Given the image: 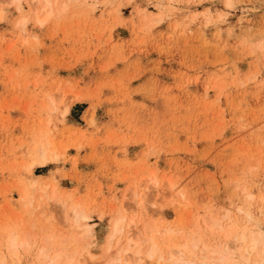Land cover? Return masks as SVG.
Here are the masks:
<instances>
[{
    "label": "rangeland",
    "instance_id": "1",
    "mask_svg": "<svg viewBox=\"0 0 264 264\" xmlns=\"http://www.w3.org/2000/svg\"><path fill=\"white\" fill-rule=\"evenodd\" d=\"M36 2L0 0V264L101 259L156 181L177 189L162 224L182 195L179 225L209 257L264 232V0ZM44 191L59 201L42 208ZM13 230L29 242L9 245Z\"/></svg>",
    "mask_w": 264,
    "mask_h": 264
},
{
    "label": "bare ground",
    "instance_id": "2",
    "mask_svg": "<svg viewBox=\"0 0 264 264\" xmlns=\"http://www.w3.org/2000/svg\"><path fill=\"white\" fill-rule=\"evenodd\" d=\"M36 1L37 2L35 4H38V2L40 4V10H43L51 5V2H49V0H43L42 3L40 2L41 0ZM35 9H37V7ZM45 156L46 155L44 149H41V158L43 159V161L46 158ZM31 182L32 184L30 185H33V181ZM158 183L159 182L156 181L153 185V188L155 189L156 194L159 197L155 199L152 198L153 200H150V197L145 198V196L142 194L140 195L143 197H140L137 191H134V199L132 198L130 200L134 202L132 205L135 208V213H132L133 215L130 214L131 216H128L125 212H123V214L117 217L116 220L114 219V223L112 222L113 228H111L112 232H109L111 233L108 239L109 242L103 250V254L100 257L101 259H98L96 261V256L90 254V252L85 248L79 250L80 254L77 256H75L74 252L72 255L70 251L69 253H62L63 251H57L58 253L48 255L46 254V251L42 250V254L45 255V264H242L240 263L241 260H244L247 264H250L249 259H251V255L253 254V252H257L255 259H253L255 263L256 261L258 262L262 260L264 256V232L262 230L253 231L251 229H249L250 231H248L247 233L243 231L239 233L236 231L238 234L234 235V239H229L230 241L228 240L225 243L223 242L224 244H220L221 246L217 249H215L213 246L215 250L211 252L210 257L207 256L205 254V250L207 249V246L204 244L205 241L203 243L201 237L194 239V237L185 235L182 226L179 225L180 219L178 218L182 214V207L186 205L182 199V195L173 200L175 210L174 213L177 216L178 222L175 221L172 224H162L166 218V213L161 209L162 205L159 204V201H162L167 196L173 199L177 193V189L174 188L173 184L168 180L162 185ZM145 190L150 191L151 189L148 190V188H145ZM38 201V205L42 203V208H45L47 203H57L59 200L55 199L54 194L50 196L47 195L44 191L43 194H41V196L39 197ZM66 203L64 201H61L60 205L62 206L64 214L69 213L68 215L71 216L70 220L72 221L69 224H71L72 226L74 225V228L77 229V234L88 232L90 225L87 222H84L85 215L82 211L77 209V207L79 206L76 207V205H69ZM156 216L162 218V222L159 220L158 222L156 220L157 218H154ZM247 216L250 217L249 215ZM233 222L235 221L233 220ZM66 223L68 224V221H66ZM233 231L234 230H232V232ZM8 238L10 241L9 245H11L12 247L25 245L29 242V238L21 235L16 230L11 231L8 235ZM113 239L114 242L113 244H111V241ZM44 248L46 249L47 247ZM65 248L67 247H64V249Z\"/></svg>",
    "mask_w": 264,
    "mask_h": 264
}]
</instances>
